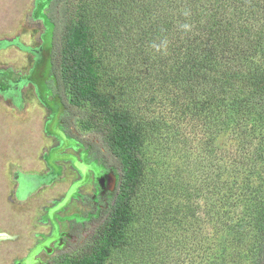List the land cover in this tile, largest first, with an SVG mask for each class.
Segmentation results:
<instances>
[{"label":"trees","instance_id":"16d2710c","mask_svg":"<svg viewBox=\"0 0 264 264\" xmlns=\"http://www.w3.org/2000/svg\"><path fill=\"white\" fill-rule=\"evenodd\" d=\"M47 17L63 131L117 175L50 264H264V0H50Z\"/></svg>","mask_w":264,"mask_h":264},{"label":"rangeland","instance_id":"374dc122","mask_svg":"<svg viewBox=\"0 0 264 264\" xmlns=\"http://www.w3.org/2000/svg\"><path fill=\"white\" fill-rule=\"evenodd\" d=\"M49 2L0 0V264H50L79 223L109 207L117 184L61 126L48 84Z\"/></svg>","mask_w":264,"mask_h":264},{"label":"water","instance_id":"95a60500","mask_svg":"<svg viewBox=\"0 0 264 264\" xmlns=\"http://www.w3.org/2000/svg\"><path fill=\"white\" fill-rule=\"evenodd\" d=\"M2 237H4V238H5V235H2Z\"/></svg>","mask_w":264,"mask_h":264},{"label":"bare ground","instance_id":"6f19581e","mask_svg":"<svg viewBox=\"0 0 264 264\" xmlns=\"http://www.w3.org/2000/svg\"><path fill=\"white\" fill-rule=\"evenodd\" d=\"M0 238H2V235L0 236Z\"/></svg>","mask_w":264,"mask_h":264}]
</instances>
